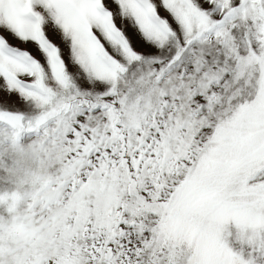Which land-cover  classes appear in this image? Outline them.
I'll return each mask as SVG.
<instances>
[{"label": "snow or ice", "instance_id": "6c2138e0", "mask_svg": "<svg viewBox=\"0 0 264 264\" xmlns=\"http://www.w3.org/2000/svg\"><path fill=\"white\" fill-rule=\"evenodd\" d=\"M0 264H264V0H0Z\"/></svg>", "mask_w": 264, "mask_h": 264}]
</instances>
